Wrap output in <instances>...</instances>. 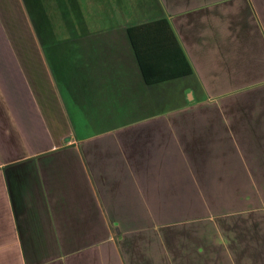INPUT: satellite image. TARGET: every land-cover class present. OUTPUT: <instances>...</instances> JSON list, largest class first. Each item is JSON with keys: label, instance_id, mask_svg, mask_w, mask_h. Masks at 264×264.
I'll use <instances>...</instances> for the list:
<instances>
[{"label": "crops", "instance_id": "crops-1", "mask_svg": "<svg viewBox=\"0 0 264 264\" xmlns=\"http://www.w3.org/2000/svg\"><path fill=\"white\" fill-rule=\"evenodd\" d=\"M0 264H264V0H0Z\"/></svg>", "mask_w": 264, "mask_h": 264}, {"label": "trees", "instance_id": "trees-1", "mask_svg": "<svg viewBox=\"0 0 264 264\" xmlns=\"http://www.w3.org/2000/svg\"><path fill=\"white\" fill-rule=\"evenodd\" d=\"M159 29L162 30L163 39L166 41V44L170 47L175 46L177 48L179 64H180V61H183V65L185 67L183 73H180L177 76H173V78L185 77V76L190 75L192 71L188 64V61L186 58H184L182 51L178 47L177 41L166 20H160L157 22L145 24L142 26H136V27H132L128 29L127 31L128 36H129L130 42L132 44L133 50L135 52V55L137 57V60L140 66L142 67L141 48L147 45L151 34L154 36L155 31L158 34ZM164 35H166L165 38H164ZM169 49L172 50V48H169ZM168 79H172V78H168Z\"/></svg>", "mask_w": 264, "mask_h": 264}, {"label": "rangeland", "instance_id": "rangeland-1", "mask_svg": "<svg viewBox=\"0 0 264 264\" xmlns=\"http://www.w3.org/2000/svg\"><path fill=\"white\" fill-rule=\"evenodd\" d=\"M184 105V102H183V98L182 99H177V98H173V101L171 102H168V103H166V104H164L163 106L161 105V106H158V108H159V111L161 112V113H169V114H171V113H176L179 109H181L182 107H184L183 106ZM233 193H232V195H234V194H236L235 193V191H232ZM221 203H223V204H225V202L224 201H222V202H210V203H202L201 204V208H200V210H203V209H215L214 207L215 206H221ZM229 205L230 206H228L229 208H234V209H242V208H245V206L246 205H243V204H240V203H238V202H233V201H230L229 202ZM231 205H234V206H232L231 207ZM219 208H217L216 210H218Z\"/></svg>", "mask_w": 264, "mask_h": 264}]
</instances>
